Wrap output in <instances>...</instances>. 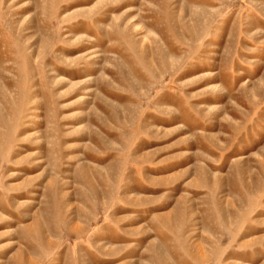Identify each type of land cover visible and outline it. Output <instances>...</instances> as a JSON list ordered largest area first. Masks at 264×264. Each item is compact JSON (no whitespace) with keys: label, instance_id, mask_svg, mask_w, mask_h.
I'll return each mask as SVG.
<instances>
[{"label":"rangeland","instance_id":"rangeland-1","mask_svg":"<svg viewBox=\"0 0 264 264\" xmlns=\"http://www.w3.org/2000/svg\"><path fill=\"white\" fill-rule=\"evenodd\" d=\"M0 264H264V0H0Z\"/></svg>","mask_w":264,"mask_h":264}]
</instances>
